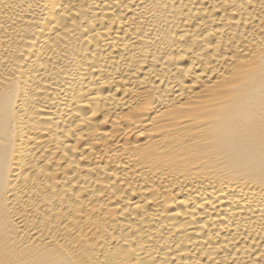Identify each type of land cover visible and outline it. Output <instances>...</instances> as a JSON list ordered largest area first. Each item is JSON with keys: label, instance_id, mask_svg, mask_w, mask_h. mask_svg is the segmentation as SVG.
I'll return each mask as SVG.
<instances>
[{"label": "bare ground", "instance_id": "obj_1", "mask_svg": "<svg viewBox=\"0 0 264 264\" xmlns=\"http://www.w3.org/2000/svg\"><path fill=\"white\" fill-rule=\"evenodd\" d=\"M0 264H264V0H0Z\"/></svg>", "mask_w": 264, "mask_h": 264}]
</instances>
